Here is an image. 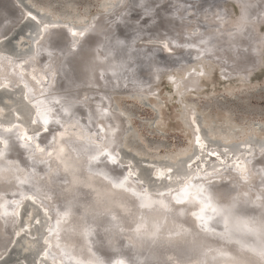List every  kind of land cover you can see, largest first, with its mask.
I'll return each instance as SVG.
<instances>
[{
	"label": "bare ground",
	"instance_id": "1",
	"mask_svg": "<svg viewBox=\"0 0 264 264\" xmlns=\"http://www.w3.org/2000/svg\"><path fill=\"white\" fill-rule=\"evenodd\" d=\"M18 1L20 0H12V5L16 11L18 10L16 17H14L13 14L5 10V6H9L10 0H0V46L5 40L2 39L9 35L14 28L11 32L13 33L15 26L21 25L24 17L26 19L35 18L38 21V29L40 27L42 31L51 28H64L65 35L72 42L70 43L76 44L77 38L85 32L89 23L96 16L106 13V11H103L90 18V20H86L82 15H74L73 13L55 15L48 8L36 5L37 8L35 9L50 17V19L40 20L31 9L23 8ZM28 1L35 5L32 0ZM146 1L149 0H135L140 5L139 10H142V13L144 11L147 15L144 18L148 19L147 21L150 23V21H153L154 13L143 9V5L147 4ZM242 1L241 6L237 4L239 13L235 21L232 22L233 25L231 24L233 27L229 29L227 26L228 29L226 28L220 32L221 34H216L222 46L215 45L211 47L210 44L208 45L209 48L211 47L208 51L209 56L220 62L221 72L224 68L229 69L228 66L236 70L247 67L255 58V53H252L253 47L255 48L262 41V38L257 36L260 32H256L254 35L253 32L257 21L254 18H257L256 14L259 9H264V4L261 6L259 0ZM132 2L131 0H122L119 8H116V10L112 8V14L103 18V24L110 27L123 11L130 7ZM175 2H179L186 8H192L196 12L197 21L189 23L181 19V24L178 26V33L196 38H199L200 33H204V30H202L204 25L200 24L199 20L209 23L207 17L201 16L206 11L214 13L216 8L219 9L218 5L220 4L219 0L172 1V3ZM113 4L114 0H102L99 3V8L100 10H106ZM177 7L178 11L172 10V13L176 12L179 17L180 7ZM170 10L171 7H166V10L162 9L159 14L168 13ZM263 16L264 10L261 12V17ZM221 17L226 18L227 16L223 15ZM146 19H143V17L138 21H136L137 17L134 20L131 19L139 23L138 30L141 31L138 32L139 36L132 44L134 49L131 53L120 55L119 52H116L115 57L111 56L105 64H102L99 61L103 57L102 53L95 54V52L93 53L87 47H84L76 63L81 72L80 77L83 80H87L92 76V83H95V87L91 89L84 87H79L76 90L62 88L61 85L66 78L60 75L62 58L60 53L56 52L59 49L57 48L55 52L49 54L47 46L41 42L43 34L37 41V37L39 38L38 35L41 36V33L38 31L36 34H32L31 28L26 25L25 21L22 22L26 23L25 31L21 30L23 31L22 35L23 38L26 37L29 41V43H26V47L28 48L32 44L34 49L28 51V49L22 50L19 48L17 52L4 49L5 52L0 47V92L13 94L14 97L12 98L14 100L11 99L16 106V108L13 107L15 111H9L12 113L7 114L5 109L9 106H7V103H5L6 107L1 106L3 101L0 102V261L10 247L16 248L18 242L24 239V241L30 243L29 245L24 244V248L30 250L41 248L39 254L42 257L28 264H85L88 260L93 264H97L95 260H92V255L98 252L96 248L99 251L102 250L98 252L102 256L117 253L121 256L126 255V251H129V245H126L125 242L132 241V237L136 236L135 225L139 220L146 216L158 219H162L168 214L171 217L177 216L185 203L188 201L199 202L200 198L203 197L202 194H205L209 188H212V195L215 197L213 205L223 208L238 200L235 198V192L228 190V186L232 188L235 184L239 185L240 192L248 194V202L255 200V195L248 192L249 189L256 190L257 185L256 177L252 176L253 170L251 167L257 169L259 166L262 167V164H251L249 166V163L247 166V160L254 156L255 151L259 152L260 148L257 146V141L262 138H253L252 129L247 132L242 130L237 132L235 127L225 129L221 126L217 127L212 120L203 124L202 118L198 119L199 116L194 107L185 104L181 118L191 128L193 134V149L196 151L192 155L184 158L191 150L186 153L185 150H179L175 158L166 153L163 154V157L170 164L161 165L157 161L159 155L156 150L158 146L147 147L141 145L137 147L135 144L133 145L132 140L137 141L138 139L136 132L130 129L129 120L127 119L131 113L115 103L113 94L125 93L133 98H147L150 93H153L152 85L157 80H154L155 82L152 85H148L150 74L146 71V64L149 61L156 64L160 70L163 69V74H168V79L173 83L178 96L184 95L188 89H198L199 73L197 69L200 58H194L191 62L183 60L188 56L185 48L188 47L189 49L190 46H194L202 52L205 49L207 50V45L200 44V42L193 40L185 42L181 38L175 41L169 35L147 32L143 23ZM73 22L79 26L74 25ZM209 26L208 29L213 27L212 25ZM26 29H29L30 34H24ZM150 38L159 40V44H145L147 39ZM200 40L199 38L198 41ZM98 44H103L101 39ZM248 44L250 47L248 51L245 50L246 52L242 53L241 61H236L237 64L232 62L235 58L239 60L237 58L241 56L239 47L246 49ZM222 48H226L228 50L226 52L229 53H225ZM156 49L162 51L165 59H155L151 56V52ZM42 51L45 52L44 57L39 55ZM194 51L197 52V50ZM247 52H249L250 57L245 55ZM114 65H118L122 69L120 75L114 80L115 87L104 91L96 88V71L110 69ZM175 69H182V75H171L170 72ZM141 73L144 76L141 77ZM18 74H20V77ZM67 83L65 81L63 85H68ZM177 84L179 85L178 88ZM73 93L77 95L76 100H73L74 102L70 99ZM103 98L108 99V106L99 100L102 99L103 101ZM68 103L89 107L88 111H90L91 116L94 114L97 116L100 112L106 110L114 117L117 115L118 119L122 121L119 120L122 123L121 132L124 136L119 147L131 149L130 153L138 162H135L132 158L123 160L122 156L118 159L120 153L118 147H105L102 142L104 132L100 131V129H103V124L99 121L98 123L92 122L88 116L86 118V115L84 117L81 113L61 115L60 110L64 109ZM152 109L155 112V121H157L159 117L157 103L153 104ZM201 122L204 127H202ZM106 124H109L107 120ZM113 129L114 126L109 125L108 130L112 131ZM203 132L209 136L211 142L223 144L228 149L222 152L215 144H211L212 146L209 147L210 145L208 146L204 141ZM116 135L118 136V134ZM238 138L242 139L246 149L231 154L236 150L237 143L234 141ZM74 140L77 141L81 149H84L82 146L86 147V145L95 148L94 153H96L97 162L94 161L87 166V161H83V165H86L89 169L91 168L93 172L78 169L70 173V170H73L72 165L70 166L73 161L71 159V148L73 149L74 146L70 142ZM5 142L12 143V150L9 153L4 152L3 144ZM199 152H203L202 156L205 157L206 162L204 158L198 157ZM183 160L184 162H182ZM108 163H110V166L107 165ZM209 163H213V165L208 166ZM140 169L149 173V181L154 182L152 184L154 188H150L145 179L141 181L139 173L137 175V171H141ZM105 171L110 173L111 176L115 175V178H110L111 182L112 180L114 182L118 181L117 177L122 176H125L124 178L128 182L123 184V188L113 186L102 179L101 176H105ZM249 175L251 178H248ZM105 179L108 180L109 178ZM32 181H36L37 184L43 183L45 188H39L36 191L31 184ZM143 195H148L153 204L148 207H138L136 198ZM180 198H184L183 202H179ZM165 202L170 203V207H168V210L162 211L161 207L164 206L162 204ZM26 206H29V209ZM19 207L20 222L17 218ZM63 207L75 210L68 213L67 217L69 219L64 216L67 210L62 209ZM199 208L200 204L189 208L188 216H192ZM24 213H27L25 223L23 222ZM242 215L245 216V214ZM64 217L66 220H64ZM115 217L120 219L124 217L127 221L125 224H118L116 220H113ZM54 219L58 222L63 220L58 224L57 229L53 228ZM165 219L164 222L169 223L167 218ZM189 221L190 223H198L196 219L193 221L192 218ZM259 221L261 226H264V213ZM173 222L171 223L174 224ZM7 224L10 229H8ZM245 224L251 230L258 228L246 222ZM216 231H220V229ZM90 232L96 240H93L95 245L89 237ZM258 233L255 235L264 241V237L258 236ZM39 239L40 243L37 244L36 241ZM232 242H234L233 239ZM232 242H229L223 248L228 252L226 255L211 258L212 255H215V252H212L213 249H216V245L219 246V243L212 242L209 245L213 249L209 245L205 246L203 249L196 251V256L187 260H177L171 254H169L170 257L168 255L167 257L172 264H264V257L260 252L244 248L247 245L256 246L253 248L258 250L264 248V244H259L261 243L259 240H257V245L253 244L249 238L247 241H237L238 245ZM68 252H70V255H74V253H76L75 255H82L81 261L69 262L66 259ZM201 253L208 255V257L200 259ZM220 253L222 252L220 251ZM128 255H131V253L128 252ZM143 258V256H139L136 264H164L159 263L160 261L148 263Z\"/></svg>",
	"mask_w": 264,
	"mask_h": 264
},
{
	"label": "water",
	"instance_id": "2",
	"mask_svg": "<svg viewBox=\"0 0 264 264\" xmlns=\"http://www.w3.org/2000/svg\"><path fill=\"white\" fill-rule=\"evenodd\" d=\"M172 1L174 2V0L146 1L147 4L143 5V9L145 11L154 13L153 21H150V23H148L147 21L148 19L144 18V17H147L144 11L142 13V10L141 11L139 10L138 7H140V5H138V3L135 2V0H131L132 3L130 7L129 8L127 7L128 9L123 11L120 17H118L110 27H107L106 25L103 24L102 20H104L103 19L104 17L108 16L109 14H112L111 13L112 9H108L105 14H100L96 16L89 23L85 32H83V34H81V36L77 38L76 44H71L72 42L69 41V37L65 35V30L62 27L61 28H51L50 30L42 31V28L39 27L38 29V21H36L35 18H29L31 19L29 20V19H26V17H24L22 21H25L27 25L31 28L32 34L33 33L36 34V32L38 31L41 33V36L38 35L39 38L37 37V41L38 39L42 37V34H43V40L41 42L45 43V45L47 46V50L49 51V54L52 52H55L57 48L59 49L60 52L59 51H56V52L60 53L61 58H62V66H61L60 75L66 78L65 81L68 82L67 83L68 85L66 84L63 85L65 81L62 80L63 83L61 86L63 89L76 90L79 87H84V88H89V89H91L92 87H95L94 85L95 83H92L93 82L92 76L89 77V79L87 78V80H83L80 77L81 72L78 67V64L76 63L78 58H80L81 51L84 50V47H87L89 51H92L93 53L95 52V54L99 52L102 53L103 57L99 59V61L102 62V64H105L106 61L109 60L111 56L115 57L116 52H119L120 55H124V53H131L134 49L132 44L135 42V39L139 36L138 32H141L140 30H138V28L140 27L138 26L139 23H136L131 20L132 18L134 20V18L136 17H137L136 21H138L139 19H142V17L143 19H146L143 21V23H144V26L146 27L147 32L154 33V34H162L165 36L169 35L173 37L175 41L179 40V38H181V40H185V42L188 40H193L196 42H200V44H201V41H204L205 42L204 44L207 45V50L205 49L204 52H202L201 50L197 49L194 46H190L189 49L188 47L187 48L184 47L185 52L188 56L187 58L185 57V59L183 60L191 62V60H193L194 58H200V59H205L206 61L212 64H217L220 67L221 66L220 62L214 60L213 58H210L208 51H210L209 49L211 47H214L215 45L219 47L222 46L220 44V39H217L216 34H219L220 32L223 31L224 29L223 26L219 24H214L213 27L209 31L208 28H210L209 26L210 24L207 21L202 22L201 20H199L200 24L202 23L204 25L202 29L204 30V33H200L198 35L199 38L201 39L200 41H198L199 40L198 37L197 38L194 36L190 37L182 33H178L179 32L178 26L181 24L180 21L182 20L179 18L180 16L178 17L176 12L172 13V10L178 11L177 10L178 7L174 5ZM228 1H231L240 6L243 2L242 0H219L220 2V4L218 5L219 6V9H218L219 17L223 15L228 16L230 14V9L228 7L227 8L225 7V4ZM259 1L261 2V6H262V4H264V0H259ZM121 3H122V0H117L112 6L113 10L114 9L116 10V8H119L121 6ZM12 4H13L12 0H10L9 6H5V10L7 12H10V14H13L14 17H16V13H18V10L16 11V9L14 8ZM20 4L23 8L31 9L40 20L50 19L48 15H46L43 12L41 13L40 11L32 7V5H28V4L26 5L22 3ZM166 7H171L170 12L165 13V14H159V11H161L162 9L166 10ZM261 10L262 8L257 11V14H256L257 18H254L257 21L255 24V30L253 32V35L256 34L258 25L261 22H264V16L261 17V12L264 9L262 11ZM182 16H183L181 17L182 19H187V18L193 19L192 15L189 16L187 15V13L185 14L183 13ZM73 24L77 25L74 22ZM160 26H161V29H160ZM100 39L103 42L102 45L98 44ZM151 39L153 38L147 39L146 42H148ZM151 42H155V41L151 40ZM263 43H264V40L263 42L257 44L255 48L253 47L252 53H255V58H253V61L247 67L245 66L243 68H240L239 70H236L234 68H231V66H228L229 69L224 68L223 72H221V70L219 71L220 76L230 77V76H236V74H238L237 75L238 77H241L243 80H248L249 76L261 64L260 54H261V47ZM209 44L211 46L210 48L208 47ZM249 47H250L249 44L247 45L246 49L239 47L241 56L240 58H237L239 60H236L235 58L232 60V62L236 64H237L236 61L240 62L243 57L242 53L246 52L245 50L248 51ZM27 49L28 51H32L34 49V45L32 48V44H30ZM222 49L225 53H229V52H226L228 51L226 48H222ZM194 50H197V52H195ZM151 53H152L151 56L154 57L155 59L156 58L160 60L165 59L162 51L158 49L153 50ZM250 53H251V50H250ZM39 55L44 57L45 52L42 51L40 52ZM245 55L250 57L249 52H247V54ZM151 62L152 61H149L146 64V68H147L146 71L151 76V78L150 76H148L149 77L148 78L149 82L147 81L149 83L148 85H152L155 82L154 80H160V78L162 77V74L164 73L163 69L160 70L156 64H152ZM228 70H230L231 72H229ZM121 71L122 69L118 65H114V67L112 66V68L110 69H105V70L102 69L101 71L97 70L96 71V82H97L96 88L102 89L103 91L114 88L115 87L114 80H116V77L120 75ZM18 76L20 77V74H18ZM142 76L144 75L141 73V77ZM178 87L179 85L177 84V88ZM76 96L77 95L73 93L70 96V99L72 101L76 100L77 98ZM99 100L103 102L106 106H108L107 98L106 100L105 98H103V101L102 99H99ZM88 108L89 107L87 108L83 107V105L68 103L66 104L64 109L60 110V114L62 115L65 113H70L73 115H77L81 113L83 114L84 117L86 115V118L88 116L89 120H91L92 122L98 123L99 121L100 123L103 124V129H100V131L104 132L102 142L103 144H105V147L106 148L118 147L121 153V154L119 153L118 159H120L122 154L125 152L129 154L130 158H132L135 162H138V160L136 161V158L129 151L119 147L121 142L123 141L124 136H122V132H121L122 131V125H121L122 121L118 119V116L115 115L114 117L107 110L100 112V114L97 116L96 114L91 116L90 111H88ZM106 120L109 122V124H106ZM86 123H87V120H86ZM109 125L114 126V129L112 131L108 130ZM116 134H118V136ZM257 143H258L257 146H259L260 148L259 152L255 151L254 156H252L250 160H247V166L249 165V163H250L249 166H251V164H257V165L262 164V167L259 166L257 169H255V167L253 166L251 167V169L253 170L252 176L256 177V184H257L256 190L249 189L248 191L255 195L254 196L255 200L253 202H248L247 201L248 194L246 195L243 192H240L239 185L235 184L232 188L228 186V190L235 192L237 196V197L235 196V198L238 200L235 203H232V205H229L224 208L221 206H216V205H213L215 201V197L212 195L213 194V191L211 190L212 188H209V190L205 194H202L203 197L200 198L199 202L188 201L187 203H185L182 210L179 212L177 216L171 217L168 214L162 217V219L146 216L143 219L139 220L135 225L136 229H137V225H143L144 227L141 229L140 232H137V230H135L136 236L132 237V241L125 242L126 245H129L128 246L129 251H126L127 253L125 252L126 255L121 256V255H118L117 253L115 255L109 254V255L102 256L100 253H98L102 250L99 251V249L97 250L96 248V251L98 252L92 255V258H93L92 260H95L97 264H101V262H103V264H117L118 261H122L123 264H136L137 263L136 261H138L139 256H143L144 257L143 259L148 261V263H152V261H157V262L160 261L159 263L172 264L171 260H169L167 255L170 257L169 254H171L177 260H187L190 257L196 256L195 254L196 251L203 249L205 246H208L212 242L219 243V246L216 245V249H213V247L209 245V247L213 249L212 252L213 253L215 252V255H212L211 258L214 256H218V255L228 254V252H226V250L223 248H225L227 244H229V242H232V239L234 241L232 243L234 244L236 243V245H238L237 241H241V240L247 241L248 238L255 245L258 244L257 240L261 242L259 244H264V241L255 235L257 232H259L258 236H261L262 238L264 237V233H263L264 231L262 229L261 222L259 221L264 213V138L261 140H258ZM70 144L74 145L73 149L71 148L72 153L70 152L72 154L71 159L73 160L72 163L70 164V166L72 165L73 170H70V173L78 169L80 170L86 169V170L92 171L91 168L89 169L87 168V166L88 164H91L94 161H96L97 156H96V153H94L95 148L86 145V147L82 146L84 149H81L79 148L80 145L77 144V141L75 140L73 142H70ZM3 147L5 148L4 152L9 153L12 150V143L5 142L3 144ZM94 157L95 159H93ZM85 160L87 161V164L86 163L84 164H86L87 166L83 165V161ZM107 165L110 166V163H108ZM104 168L106 169V167ZM114 176L115 175L111 176L110 173L105 171V176L103 175L101 177L103 180H106L108 183H111V185L116 186V187L117 185L128 182L126 178H124L125 176L117 177V179L119 180L116 182H114L111 179L112 180L111 182L110 178H113ZM105 178H109V179L107 180ZM248 178H251V176L249 175ZM31 184L33 188L36 189V191L39 188H45V185L43 183L37 184L36 181H32ZM183 197L185 198V196ZM207 197H211L212 205L214 207L218 209L227 210V211H225L223 216H215L209 210L205 218L207 219L208 217H211V219L208 220L206 228H201L200 222L193 215L188 216L189 215L188 210L189 208L194 207L197 204H200V208H201L202 206L201 201ZM184 198H180L179 202H183ZM136 199H137L138 207H143V206L148 207L151 204H153L152 200H150L148 195L147 196L143 195ZM70 203H73V202H70ZM162 205H164L161 207L162 211H166L168 210V207H170V203L165 202ZM69 207L66 209L64 207L62 208V209L67 210L66 214L64 215L67 219H69V217H67L68 213L71 211L73 212L75 211ZM200 208L196 213L200 212ZM19 211H20V207L17 210L18 220H19V214H18ZM242 214H245V216H243ZM65 217H64V220H66ZM123 218L120 219V218L115 217L113 220H116L118 224L120 223L125 224L127 220L126 218L124 219ZM165 218H167V221H169V223L164 222L166 220ZM191 218L193 219V221L194 219H196L198 223L197 224L195 222L190 223L189 219ZM42 220L44 219L42 218ZM61 221L58 222L54 219L53 228L55 227L57 229L58 224ZM172 221H174L173 222L174 224L171 223ZM245 222L254 227H258V228L252 229L250 231L251 228L246 226ZM8 224H7L8 229H10L9 228L10 226ZM218 229H220V231H216ZM152 233H155V235H152ZM89 237L91 238L92 243L95 245L93 240L94 241L96 240L92 237V232H90ZM253 238L255 239L253 240ZM36 242L37 244H39L40 239ZM122 242L124 241L122 240ZM253 247H256V246L247 245V247H244V248L251 249V251L255 250L256 252L257 251L261 252L262 248H259L260 250H258ZM259 247H262V246H259ZM220 251L222 253H220ZM112 252L113 251L111 250V253ZM128 252H130L131 255H128ZM75 254L76 253H74V255L73 254L70 255V252H68V255H66V259H68V261L72 263L80 262L82 259L81 258L82 255H79V254L75 255ZM203 254L204 253L200 254L201 256L200 259H202V257L204 258L208 257V255L206 256V254L204 255ZM85 264H93V263H91L90 260H88Z\"/></svg>",
	"mask_w": 264,
	"mask_h": 264
},
{
	"label": "rangeland",
	"instance_id": "3",
	"mask_svg": "<svg viewBox=\"0 0 264 264\" xmlns=\"http://www.w3.org/2000/svg\"><path fill=\"white\" fill-rule=\"evenodd\" d=\"M35 5H32L28 0H20L22 4L32 5V7L37 8L36 5L48 8L53 14L59 15V13H73L82 15L86 20H90L95 15L105 12L108 9H112L113 5L108 9L100 10L99 3L102 0H32ZM117 0H114V3ZM70 4V5H69ZM180 7L179 18L183 13L193 17V19H182L185 22L197 21V14L192 8H186L179 2L173 3ZM68 5V6H67ZM225 7L230 9V14L225 17H219V11L216 8L215 12H205L201 17H207L209 19V24H219L223 26L225 30L228 26L232 28V22L238 16L237 4L228 1ZM72 10V11H71ZM74 11V12H73ZM237 13V14H236ZM23 22V21H22ZM15 26V31L10 32V36L3 38L4 43L1 45L2 49L12 50L11 52H17V49L25 50L27 49L26 43H29L26 37L23 38L22 32L25 31V24ZM232 24V25H231ZM27 25V24H26ZM21 26V27H19ZM24 26V27H23ZM28 26V25H27ZM226 26V27H225ZM18 27V29H17ZM227 28V29H228ZM23 30V31H21ZM21 31V32H19ZM210 31V29H209ZM257 34L258 38L264 40V22H261L258 26ZM18 33V34H17ZM17 34V36H16ZM24 34H30L29 29H26ZM221 34V33H219ZM263 34V35H262ZM262 35V36H260ZM9 36V37H8ZM20 37V38H19ZM18 38V39H17ZM17 39V40H15ZM151 40L155 42H151ZM145 44H159V40L151 39ZM16 41V42H15ZM157 41V42H156ZM22 42V43H21ZM21 43V45H20ZM154 44V45H155ZM4 45V48H3ZM20 45V47H19ZM17 46V47H15ZM260 60L261 64L258 68L249 76L248 80L243 81L241 77L230 76L221 77L219 71L221 67L216 64H212L205 59H199V65L197 72L199 73V88L198 89H188L184 95L178 96L174 90L173 83L168 79V74H163L160 80H157L152 87L153 93H150L148 97H130L129 94L125 93H115L113 98L115 103L120 107L128 110L131 115L127 118L129 121V126L132 131L136 132V140H132L133 145L140 147L145 145L147 147L158 146L157 161L161 165L170 164L163 157V154H169L175 158L176 153L179 150L189 152L188 157L192 155L196 150L193 149L194 138L191 133V128L182 120L181 113L185 104H190L194 107V110L198 114L203 124L210 122L211 120L215 122L216 126L229 128L235 127L234 129L238 132L239 130L247 132L252 129V137L264 138V43L261 47ZM14 50V51H13ZM5 51V50H4ZM6 52V51H5ZM9 52V51H8ZM182 69L172 70L170 73L173 76H181ZM238 78V79H237ZM240 79V80H239ZM247 81V82H246ZM245 82V83H244ZM4 97V98H3ZM8 97V98H7ZM13 94L0 92V102H3L1 106L7 107L5 113L11 114L9 111H15L13 107L16 108ZM185 97V98H184ZM7 98V99H5ZM13 100H12V99ZM4 99V100H3ZM2 100V101H1ZM6 100V101H5ZM14 102V103H13ZM154 103H157L159 108V117L155 121V112L152 109ZM14 104V105H12ZM12 105V106H11ZM9 112V113H8ZM16 113V112H13ZM11 116V115H10ZM9 118V116H8ZM156 123H155V122ZM201 122V125H202ZM202 127H204L202 125ZM161 132V133H160ZM204 141L211 147V144H215L209 140V136L203 132ZM251 137V138H252ZM135 142V143H134ZM236 150L231 152V154L236 153L238 150L246 149V145L242 143V139L238 138ZM231 143V142H230ZM222 152H225L228 148L223 144H215ZM126 146V145H125ZM127 147V146H126ZM127 151L131 152L128 147L125 148ZM183 152V153H184ZM203 152H199L198 157L204 158L202 156ZM161 156V157H160ZM143 157V156H142ZM156 157V156H155ZM153 158V157H151ZM123 160L131 159L129 154H122ZM184 162V160L182 161ZM213 163H209L208 166H212ZM141 170V169H140ZM139 173V178L141 181L150 185L152 188L153 183L149 181V173L147 171H137ZM147 176V177H146ZM29 207V206H28ZM27 206L26 208L29 209ZM27 213L23 215V222L25 223ZM20 222V218H19ZM21 228V227H20ZM24 233V232H21ZM26 235V234H25ZM20 240V239H19ZM22 244V245H21ZM24 244L29 245L24 241V239L18 242L15 247H10L7 253L2 257L0 264H28L31 261L38 260L40 258L39 251L41 248L36 250H30L24 248ZM15 249V250H14ZM30 250V251H29ZM19 252V253H18ZM32 253V254H31Z\"/></svg>",
	"mask_w": 264,
	"mask_h": 264
},
{
	"label": "snow or ice",
	"instance_id": "4",
	"mask_svg": "<svg viewBox=\"0 0 264 264\" xmlns=\"http://www.w3.org/2000/svg\"><path fill=\"white\" fill-rule=\"evenodd\" d=\"M204 41H201V44H204ZM47 122V121H45ZM95 159V157L93 158ZM117 187H123V184L117 185ZM201 208L199 213H193V216L200 222L201 228H206L208 220L211 219V217H208L207 219L205 218L207 215V212L210 210L213 215L215 216H223L225 211L223 209H218L212 205L211 197H207L204 200L201 201ZM143 206V205H142ZM143 225H137V232H140L141 229L143 228ZM262 229H264V226H262ZM251 231V229H250ZM152 235H155V233H152ZM260 254L264 256V248L261 249ZM103 264V262H101ZM117 264H123L122 261H118Z\"/></svg>",
	"mask_w": 264,
	"mask_h": 264
}]
</instances>
